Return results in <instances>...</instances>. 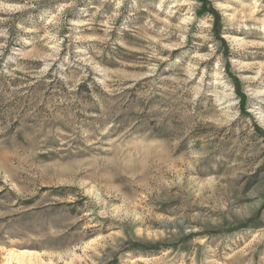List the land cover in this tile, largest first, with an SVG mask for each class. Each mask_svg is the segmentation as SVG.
Listing matches in <instances>:
<instances>
[{"label": "rangeland", "instance_id": "rangeland-1", "mask_svg": "<svg viewBox=\"0 0 264 264\" xmlns=\"http://www.w3.org/2000/svg\"><path fill=\"white\" fill-rule=\"evenodd\" d=\"M0 264H264V0H0Z\"/></svg>", "mask_w": 264, "mask_h": 264}, {"label": "bare ground", "instance_id": "bare-ground-1", "mask_svg": "<svg viewBox=\"0 0 264 264\" xmlns=\"http://www.w3.org/2000/svg\"><path fill=\"white\" fill-rule=\"evenodd\" d=\"M28 252V251H27ZM25 252V253H22L21 255H16V257H15V260L17 261V262H21V261H23L24 259H25V257H27V256H32V254L30 253V252ZM29 257V258H30Z\"/></svg>", "mask_w": 264, "mask_h": 264}]
</instances>
